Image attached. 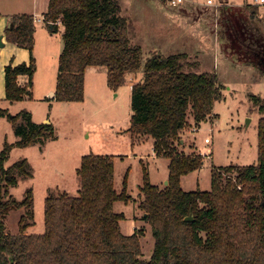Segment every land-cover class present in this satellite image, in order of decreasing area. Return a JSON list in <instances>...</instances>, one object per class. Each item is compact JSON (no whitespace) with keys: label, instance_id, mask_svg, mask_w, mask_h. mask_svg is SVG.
<instances>
[{"label":"trees","instance_id":"obj_1","mask_svg":"<svg viewBox=\"0 0 264 264\" xmlns=\"http://www.w3.org/2000/svg\"><path fill=\"white\" fill-rule=\"evenodd\" d=\"M48 7L44 21L53 30L58 21L64 24L65 44L55 93L47 99L84 101L85 71L91 66L107 69V82L114 90L125 85L128 74L143 69L144 77L131 88L129 131L151 136L155 154L170 159L168 184L161 190L144 169L140 208L145 213L142 219L155 230L148 261L142 258L141 245L146 228L125 235L120 225L125 214L114 211L116 201L129 203L131 195L126 180L122 192L116 191L111 155L82 156L77 197L50 190L44 204V233H26L36 219L33 190L28 188L26 198L17 200L9 188L19 184L18 173L33 177L34 169L27 158L8 167L6 161L14 147L55 139V127L50 122L35 123L28 110L12 115L0 108V116L14 124L20 137L0 151V264H264V97L250 94L262 116L258 163L224 168L238 173L242 188L233 180L224 184L222 173L214 168L209 191H185L182 176L200 170L205 159L198 153H178L175 143L188 125L190 110L196 123L212 115L215 100L221 98L217 72L193 70L199 63H191L186 52L146 57L142 46L132 42L130 22L118 0H50ZM221 13L229 44L241 61L264 72V36L248 23L258 18V6L246 4L236 11L226 6ZM8 25L7 40L28 49L31 59L18 65L13 60L5 67L6 98L17 102L33 98L35 17L15 14ZM22 75L28 76L26 84L19 82ZM22 117L24 124L19 125ZM13 209H24L18 233L7 231L6 216ZM190 215L193 220H186Z\"/></svg>","mask_w":264,"mask_h":264},{"label":"rangeland","instance_id":"obj_2","mask_svg":"<svg viewBox=\"0 0 264 264\" xmlns=\"http://www.w3.org/2000/svg\"><path fill=\"white\" fill-rule=\"evenodd\" d=\"M118 2L122 6V15L130 22L133 44L142 46L146 57L159 52L172 54L185 51L191 63H199L193 70L218 74L221 98L215 100L212 115L206 121L196 123L190 110L188 125L181 130L180 139L175 143L178 153H198L205 159L200 170L182 176V188L185 191H209L212 187L211 171L218 168L224 184L233 180L241 189L238 173L224 168L258 163V128L262 116L250 94L264 97V72L249 62L241 61L239 54L229 44L230 38L220 22V18H223L220 12L226 6L236 11L246 4L256 5V1L212 0L210 3L208 0H183L175 6L169 0ZM260 6L263 10L258 18L248 23L264 36V5ZM40 24L45 25L44 22ZM48 28L46 26V31ZM49 31L52 37H45L41 32L37 37L34 99L10 102L0 98V108H7L12 115H21L23 110L30 111L35 123L50 122L55 127L56 137L12 149L6 161L7 167L27 158L34 172L33 177L18 173L19 184L10 187L9 193L17 200H24L27 189L32 188L37 225L31 231L42 233L45 225L44 204L50 190L55 193L65 191L77 197L81 186L78 169L82 156L93 153L111 155L115 159V189L121 193L126 180L127 193L131 195L129 203L116 201L114 211L125 214V219L120 221L125 235L132 234L136 228H146L141 245L142 258L148 261L154 250L155 238L154 228L142 219L145 213L140 208L144 169L152 184L163 190L167 185L170 159L166 154H155V141L151 136L135 135L129 131L132 114L130 84L132 80L134 84L140 82L144 71L128 74L125 85L114 90L108 85L107 69L91 66L85 73L87 92L84 101L48 100L47 97L55 93L57 85L58 47L65 44V28ZM9 47L4 50L0 67L8 62L7 54L12 49ZM250 56H245V59L253 57ZM1 87L2 82L0 93H3ZM18 124H24L23 117ZM208 137L212 139L211 143L206 142L205 138ZM18 140L20 137L14 124L7 117L0 116V151L5 148V143ZM23 213L24 209H13L8 213L6 225L9 233H18Z\"/></svg>","mask_w":264,"mask_h":264},{"label":"crops","instance_id":"obj_3","mask_svg":"<svg viewBox=\"0 0 264 264\" xmlns=\"http://www.w3.org/2000/svg\"><path fill=\"white\" fill-rule=\"evenodd\" d=\"M49 1L50 0H0V36L4 37L2 42L5 43L4 47L0 48V59H1L5 49H7L9 46H10L9 48H12L7 54L6 59L8 60V62L7 63L5 62L0 67V82H2L1 88L3 89V93H0L1 100L9 101L6 98V94H5V78H6L5 77V67H6V65H8L13 60H14L15 65L22 64V62H30V60H31L30 59V51L28 49H25L22 47L19 48L16 44L11 43L7 40L5 30H6L7 26H9L8 24H9L10 18L12 15L20 14V13H30V14L34 15L35 24H36V32H35L36 44H35V48L33 50V56H34L35 49H36L37 44H38L37 37L40 35V32L45 37L46 36L52 37V34L50 33L49 29L53 30V27H49L48 24H46L44 21V15L47 13V11L49 9V7H48ZM261 7L262 6L258 7L259 12L261 10H263ZM42 22H44V24L49 27L48 31H46L45 25L40 24ZM57 24H58V27H64V24H62L61 21H58ZM39 25H41V26H39ZM63 48H64L63 45L58 47L59 55L61 54ZM180 52H185V51H180ZM34 58H35V56H34ZM85 73H86V71H85ZM34 79H35V76H34ZM131 79H133V77ZM19 82H20V84H22V83L24 84V83L28 82V76L22 75L19 79ZM131 82L132 83L130 84V86L132 88V85L134 84V82H133V80ZM86 86H87V84L85 81V92H87ZM33 89H34V86H33ZM32 93H33V91H32ZM34 97H35V95L33 93V98L26 97L25 99H23V101L33 100ZM48 97H51V96H48ZM23 101H17V102H23ZM168 178H169V176H168ZM36 225H37V222L35 219V224L28 226L27 229L25 230L26 233H31V234L32 233L33 234L44 233L45 225H44V228L41 229L42 233L32 232L31 230H33V228H35ZM15 233H17V231Z\"/></svg>","mask_w":264,"mask_h":264},{"label":"built area","instance_id":"obj_4","mask_svg":"<svg viewBox=\"0 0 264 264\" xmlns=\"http://www.w3.org/2000/svg\"><path fill=\"white\" fill-rule=\"evenodd\" d=\"M169 1H170V3L173 6H175V5L180 4V2H182L183 0H169ZM211 1L212 0H208V2L212 3ZM255 1H256V5L257 6L264 5V0H255ZM197 128H199V126ZM197 128L195 127L194 128V131H196ZM205 140H206L207 143H211L212 142V139H210L209 137L208 138H205Z\"/></svg>","mask_w":264,"mask_h":264},{"label":"water","instance_id":"obj_5","mask_svg":"<svg viewBox=\"0 0 264 264\" xmlns=\"http://www.w3.org/2000/svg\"><path fill=\"white\" fill-rule=\"evenodd\" d=\"M3 38H4L3 36H0V48H3L4 45H5V43L2 42ZM166 184H168V180L166 181ZM186 220H193V218H192V216L190 215V216H187V217H186ZM154 231H155V230H154Z\"/></svg>","mask_w":264,"mask_h":264}]
</instances>
